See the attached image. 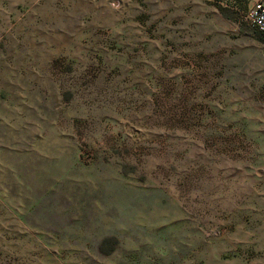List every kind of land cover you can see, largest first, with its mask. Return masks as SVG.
Returning a JSON list of instances; mask_svg holds the SVG:
<instances>
[{
	"label": "rangeland",
	"instance_id": "obj_1",
	"mask_svg": "<svg viewBox=\"0 0 264 264\" xmlns=\"http://www.w3.org/2000/svg\"><path fill=\"white\" fill-rule=\"evenodd\" d=\"M249 3L0 0V264H264Z\"/></svg>",
	"mask_w": 264,
	"mask_h": 264
},
{
	"label": "built area",
	"instance_id": "obj_2",
	"mask_svg": "<svg viewBox=\"0 0 264 264\" xmlns=\"http://www.w3.org/2000/svg\"><path fill=\"white\" fill-rule=\"evenodd\" d=\"M244 19L254 29L264 34V0H250Z\"/></svg>",
	"mask_w": 264,
	"mask_h": 264
}]
</instances>
